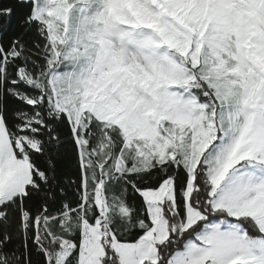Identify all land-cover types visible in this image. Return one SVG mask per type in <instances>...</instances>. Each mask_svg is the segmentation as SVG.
<instances>
[{
  "label": "snow or ice",
  "instance_id": "snow-or-ice-1",
  "mask_svg": "<svg viewBox=\"0 0 264 264\" xmlns=\"http://www.w3.org/2000/svg\"><path fill=\"white\" fill-rule=\"evenodd\" d=\"M0 264H264V0H0Z\"/></svg>",
  "mask_w": 264,
  "mask_h": 264
},
{
  "label": "trees",
  "instance_id": "trees-1",
  "mask_svg": "<svg viewBox=\"0 0 264 264\" xmlns=\"http://www.w3.org/2000/svg\"><path fill=\"white\" fill-rule=\"evenodd\" d=\"M9 2V0H5V3H8ZM15 19V18H14Z\"/></svg>",
  "mask_w": 264,
  "mask_h": 264
}]
</instances>
